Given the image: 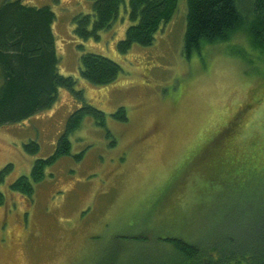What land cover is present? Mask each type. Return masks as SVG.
I'll use <instances>...</instances> for the list:
<instances>
[{
    "label": "rangeland",
    "instance_id": "1",
    "mask_svg": "<svg viewBox=\"0 0 264 264\" xmlns=\"http://www.w3.org/2000/svg\"><path fill=\"white\" fill-rule=\"evenodd\" d=\"M22 1L54 11L57 71L76 80L83 100L60 87L49 108L0 126V169L13 165L0 185V264H151L162 259L160 238L167 235L237 242L254 233L264 213L263 173L234 197L209 194L203 172H189L202 137L237 112V139L250 147L248 163L264 168V61L246 35L253 0H239L244 21L234 37L189 57L183 52L186 0H178L151 44L126 51L117 44L130 24L128 0L108 29L87 39L74 34L73 17L91 12L92 0ZM82 51L116 61V78L105 84L83 79ZM84 102L104 112V125L84 115L69 135L70 153L48 166L32 196L11 191L9 182L54 151L68 116ZM119 107L125 119L113 115ZM29 140L39 144L37 153L25 150Z\"/></svg>",
    "mask_w": 264,
    "mask_h": 264
},
{
    "label": "trees",
    "instance_id": "2",
    "mask_svg": "<svg viewBox=\"0 0 264 264\" xmlns=\"http://www.w3.org/2000/svg\"><path fill=\"white\" fill-rule=\"evenodd\" d=\"M123 1L92 0L91 12L73 17L74 34L80 39L98 37L100 31L108 29L118 18ZM177 2L128 0L130 24L124 38L118 41V49L126 51L133 44H151L155 32L171 19ZM186 3L183 36L186 57L203 45H213L234 37L239 24L244 21L239 0H186ZM253 4L255 17L246 35L251 47L258 51L260 59L264 61V0H253ZM54 19L55 13L49 5L34 6L22 0H4L0 4V126L19 122L49 108L60 87L67 88L83 100L82 90L75 88L76 80L57 71L59 58L52 27ZM79 69L81 77L94 84L111 82L121 70L120 65L109 57L85 51L79 55ZM86 114L92 115L96 124L104 125V112L84 102L68 116L54 151L47 156L37 157L29 175L17 176L9 182V189L32 196L34 184L44 179L48 166L70 153L69 135L80 127ZM113 115L126 118L123 107H119ZM237 115L238 112L233 113L228 124L207 132L195 149L194 154H199V159L196 160L197 166L189 172L195 168L203 172L204 187L211 195L224 196L230 192V196L235 197V193L243 192L246 186L264 174V168L248 163L251 159L250 147L237 139L242 130V126L236 125ZM106 133L110 135L109 130ZM24 148L35 154L39 144L29 140L24 143ZM82 154L83 151H80L75 158H81ZM12 166V163H7L0 169V185ZM174 185L175 181L171 186ZM3 202L4 193L0 189V204ZM141 239H145V236L138 237L136 243ZM160 240L163 257L151 264H264V213L255 223L254 233L240 237L237 242L232 238H218L212 242L201 239L193 241L183 238L180 233L164 236ZM118 264H124L123 260Z\"/></svg>",
    "mask_w": 264,
    "mask_h": 264
}]
</instances>
